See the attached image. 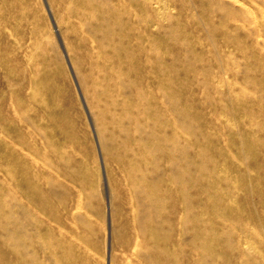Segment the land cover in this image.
I'll use <instances>...</instances> for the list:
<instances>
[{
  "label": "rangeland",
  "instance_id": "obj_1",
  "mask_svg": "<svg viewBox=\"0 0 264 264\" xmlns=\"http://www.w3.org/2000/svg\"><path fill=\"white\" fill-rule=\"evenodd\" d=\"M0 264H264V0H0Z\"/></svg>",
  "mask_w": 264,
  "mask_h": 264
}]
</instances>
